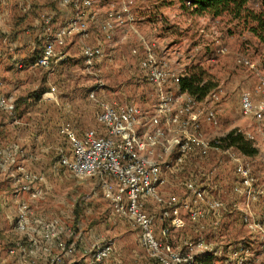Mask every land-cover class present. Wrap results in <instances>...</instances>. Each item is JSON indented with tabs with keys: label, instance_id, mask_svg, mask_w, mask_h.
Returning <instances> with one entry per match:
<instances>
[{
	"label": "rangeland",
	"instance_id": "1",
	"mask_svg": "<svg viewBox=\"0 0 264 264\" xmlns=\"http://www.w3.org/2000/svg\"><path fill=\"white\" fill-rule=\"evenodd\" d=\"M41 1L48 3L44 12L37 10L38 0H24L22 7L27 6V12L16 15L14 11L13 14L17 16L14 20H11L12 17L6 23L0 20V31H10L2 33L7 37H1V55L7 57L12 53L23 57L34 48L40 49L44 44V15H51V25L54 27L64 22L66 11L59 9L56 3L53 5L51 0ZM110 5L117 9L116 0H95L94 5L84 14L89 33L98 29L95 33L103 40L100 44L103 57L94 66L97 71L95 75L87 73L80 53L83 44L97 45L93 36L84 40L78 35H71L55 45L56 53L67 51L69 54L68 65L61 68V80L56 77L54 83L58 84V88H61V82L72 84L75 86L74 92H48L45 77L36 89L2 92L13 96L14 110L9 115L0 111V116H5L4 124H0V134L8 120L19 134L11 135L6 141H2L6 135H0V148L15 142L22 149L30 151L32 155L28 156L29 164L40 173L46 165L57 164L60 154H69V145L62 132L66 123L77 131L95 126L97 105L88 97V93L98 82L101 83V90L97 93L99 100L110 103L132 101L145 110H151L156 102L154 90L138 66L142 51L134 34H129L123 22L113 29L108 40H105L104 33L99 32V24ZM246 7L254 11L259 9L257 0H249ZM130 8L135 29L153 43L157 57L166 60L173 72L182 74L183 77L195 66L202 69L205 76L214 83L211 90L218 92V99L211 106L216 111L217 124H213L205 116L209 103L204 100L205 96L197 106L200 111L199 133L212 141L234 131L249 140L257 150L254 155H245L235 147L231 148L249 163L256 181L257 199L248 207L243 203V193L234 190V187L240 186V178L232 160L221 149H210L205 154H182L180 160H177L179 154L174 150L163 158L159 190L165 199L176 198L180 205L179 217L182 219L180 227H171L169 242L183 249L185 242L188 245L203 239L213 247L209 253L211 264H238L237 259L232 256L234 251H238V258L243 259L242 264H264V138L257 133L251 117H244L240 108L242 91H251L255 98L258 96V73L264 76V31L261 40L251 31L254 23L244 16H212L194 11L191 4L183 6L178 0H131ZM91 14L93 17L89 18ZM120 18L125 19L122 14ZM13 30H17L14 37L11 36ZM12 41L13 44H9ZM133 47L137 49L136 54L131 52ZM219 47H224L225 52L217 53ZM240 56L247 58L253 67L237 62ZM2 66L1 61L0 68ZM26 69L28 72L31 70ZM30 83L33 84V80ZM170 90H174V87H170ZM56 95L62 98L63 104L67 96L72 99L75 105L72 111L67 106L63 107L60 102L57 104ZM28 98L31 99L30 102H27ZM40 98L42 100L38 102ZM30 112H34V117L40 119L29 124ZM65 172L71 177L68 179L74 182L75 199L72 204L69 198L68 206L71 212L68 214L65 211V198L61 202L45 201L46 206L54 208L56 213L49 212L44 218L32 215L28 222V235L15 230V213L7 218L0 216V264H40L42 256L39 249L29 251L26 248L21 251L15 243L28 247L29 237L38 238L39 222L52 220L70 227L71 236L64 238L75 244V250L71 254H61L62 257L56 264H62L61 261L67 256L73 259L69 264H81L82 259L73 258L82 254L78 252L79 247L81 250L85 249L86 255L91 259V250L103 239L113 243V251L103 262H93L91 259V264H152L138 244V234L133 225L127 219L111 213L110 201L101 195L100 178L80 180ZM59 174L56 188L60 192V183L67 180L62 177V171ZM190 182L193 184L191 188L187 186ZM62 193L65 194L64 190ZM212 200L219 201L220 207L211 209L209 202ZM185 202L188 207H183ZM190 208L201 212L204 217L192 219ZM57 210H61V214ZM168 210L163 204L147 202L145 205V211L160 239L166 238L160 234V230L169 224ZM163 212L167 214L163 216ZM245 215L248 217L247 221H244ZM9 247H16L15 253L10 254ZM44 259V264H51L47 254ZM70 259H65L64 262Z\"/></svg>",
	"mask_w": 264,
	"mask_h": 264
},
{
	"label": "built area",
	"instance_id": "2",
	"mask_svg": "<svg viewBox=\"0 0 264 264\" xmlns=\"http://www.w3.org/2000/svg\"><path fill=\"white\" fill-rule=\"evenodd\" d=\"M52 1H56L58 8L67 11L68 14L64 22L55 27L51 25V15L46 14L42 18L44 44L36 64L45 68L52 58L62 60L61 53L55 52L57 42L71 35H78L84 40L88 38V24L84 14L95 3V0ZM116 3L117 9L110 5L105 12L99 24V31L104 33L105 40H108L113 29L123 22L129 34H134L142 51L138 66L153 88L156 102L151 110H145L132 101L110 103L99 100L97 93L101 90V83L98 82L88 93V97L97 105L94 116L97 126L77 133L69 123H66L62 127V132L69 145V154H60L57 164L76 179L100 178L101 195L110 201L111 213L127 219L133 225L138 234V244L152 264H197L199 258L212 252L213 247L203 239L188 245L185 242L183 249L169 242L171 227H180L182 219L179 217L180 205L177 204L176 198L165 199L159 190L163 158L172 154L174 150L179 154L177 160H180L182 154L194 152L205 154L210 149H221L232 160L235 172L240 178V186L234 187V190L243 193L245 207L257 199L256 181L249 163L241 158L238 152L232 151L231 146L223 147L221 139L208 141L199 133L200 111L197 110V106L200 101L179 89L178 81L182 74L173 72L166 60L159 59L153 49V43L142 37L135 29L130 8L131 0H116ZM189 4L187 1L186 5ZM27 8L26 6L24 10ZM51 13L53 15V12ZM120 14L124 15V20L120 18ZM131 52L136 54L137 49L133 47ZM216 52L224 53L225 48L219 47ZM80 53L87 73L95 75L97 71L94 66L103 57L101 45L83 44ZM237 62L253 67L245 57H238ZM258 76L257 98L251 91H242L240 108L244 117H251L257 133L264 138V97L262 98L264 76L260 73ZM172 86L174 90H170ZM217 99L216 90H211L204 98L205 101H209L205 116L213 124H217V116L211 103ZM13 110V96L0 92V111L9 115ZM21 155L22 150L17 143L5 144L0 148V170L8 171L13 168L14 171L9 173L14 179L16 191L26 192L31 199H38L41 190L36 184L41 181L42 176L26 169L19 162ZM192 185L190 182L187 186L191 188ZM147 202L163 204L169 209V224L160 230V234L166 237L164 239L158 238L154 231L151 219L145 211ZM220 205L221 203L216 200L209 202L211 209H216ZM183 207H188V204L185 202ZM162 214L165 216L167 212ZM189 214L192 219L204 217V214L191 208ZM32 215L28 202L19 201L14 220L15 230L27 234L28 222ZM247 219L245 215L244 221ZM39 223L38 238H28L29 251L40 249V246L44 245L51 264H56L61 259V254H71L75 250L74 241L67 242L68 238H64L71 236L70 227L59 225L53 220ZM15 244L21 251H25L26 247L17 242ZM17 248L9 247L8 252L13 254ZM112 251L113 243L103 239L91 250V259L93 262H103ZM240 251L243 252L241 248ZM237 255L238 251L232 253L238 264H242L243 259Z\"/></svg>",
	"mask_w": 264,
	"mask_h": 264
},
{
	"label": "crops",
	"instance_id": "3",
	"mask_svg": "<svg viewBox=\"0 0 264 264\" xmlns=\"http://www.w3.org/2000/svg\"><path fill=\"white\" fill-rule=\"evenodd\" d=\"M52 1V0H51ZM39 4L37 6V10L39 11H46V9L48 8V6L46 7V4H48L47 2H43L41 0H38ZM24 4V0H0V20H3L5 23L7 21L8 18L12 17L11 20L15 17H17L16 15H20V13L22 14V12L24 10L25 7H22ZM43 4V6H41ZM52 4H55V1H52ZM29 6V5H28ZM50 7V6H49ZM22 10V11H21ZM16 12L17 14L14 15L13 12ZM65 11V10H64ZM67 11L65 12V18L67 16ZM14 15V16H13ZM93 14L90 15L89 18H92ZM19 21V20H17ZM16 21V22H17ZM20 25V24H18ZM17 25V26H18ZM11 30V29H10ZM42 30V29H41ZM98 29L92 31V33H89V39L93 36V39L96 40L97 44H101L103 43V40L98 38V35L95 33L97 32ZM19 31V30H18ZM10 31H5V30H1L0 31V44H1V37H3V39H5L7 36L6 35H2V33L6 34ZM17 32V30H13V33H11V36L14 37L15 33ZM100 32V31H99ZM43 33H44V29H43ZM9 35V34H8ZM42 35V33H41ZM40 35V36H41ZM45 36V34H44ZM101 36V35H100ZM11 37V38H12ZM44 42V39H43ZM9 44H13L9 43ZM31 52V51H29ZM27 53L25 55H23V57H20L18 54H12L9 53L8 56L6 57V55H1L0 53V62L2 61L3 66L2 68H0V92H13V91H19L21 92V90L23 89H28V90H33L36 89L38 87V84L42 81H44V77L47 81V85L49 86L48 88V92H59V91H66V92H74L75 90V86L72 84H68V83H63L61 82V88H58V84L56 85L54 83V80H56V77L58 79L61 78L60 72L62 71V66H67L68 65V61H67V55L69 54L67 51H65V53H61L62 55V60H57L56 58H52L50 60V63L48 65L47 68L45 67H41L39 65L36 64V62H32V63H27L24 64L25 62H27L30 59V53ZM65 60V62H64ZM62 61V62H61ZM29 68L31 70L26 69ZM89 74V73H88ZM94 75V74H92ZM25 80H28L27 82H25ZM33 80V84H31L30 82H32ZM61 80V79H60ZM21 81V82H19ZM24 83V84H23ZM65 84V85H63ZM100 92V90H99ZM6 93V94H7ZM56 94V93H55ZM56 100L55 102L57 104H60L64 107L67 106L68 110H70L69 108L72 109L75 107L73 100L68 98L67 96V100L66 102L63 104V101H61L62 98H59L58 95L55 96ZM42 98H44V96L42 95ZM42 98L38 99L37 101H41ZM68 100H72V101H68ZM31 99L28 98L27 102H30ZM31 118H28V122L33 123V121H37L40 119V117H34V112H30ZM79 115V113H78ZM4 114L2 115V117L0 116V124L3 125L4 124ZM2 120V121H1ZM6 120V119H5ZM27 120V119H26ZM6 125L4 126V129L1 131L2 134L0 135H6L5 140L3 139L2 141H6L8 140L11 135H18L19 133H17L16 131H14V129L12 128L9 120L5 121ZM95 123V120H94ZM96 123L95 126L96 127ZM1 128V126H0ZM86 129V128H85ZM6 130V131H5ZM75 130V129H74ZM84 129H82L81 131H77L75 130L77 133L82 132ZM1 142V141H0ZM4 143V142H3ZM22 155L19 157V162L21 164L24 165V167L28 170H31L35 173H38L42 176V179L39 183L36 184V186L41 190V195L38 199H31L29 197V195L26 192H17L15 189V184H14V179L11 176V173H9L10 171H14L13 168L9 169L8 171H3L0 170V216H5L10 217L11 214L15 213L16 214V209H17V204L19 201H25L28 202L31 211L34 210V212L32 211L33 215L39 216L44 218L46 216V214H48L49 212L53 214V212L56 210L49 208L50 206H46L47 204L45 203V201L48 202H57V201H62L63 198L66 199V207L67 209L65 210L68 214L71 212V210L69 211V198H70V203H74V182L71 179H68L70 176H67V174H65V169L62 166H58L57 164L54 165H46L45 168L42 169L41 173L35 169L36 167L31 166L29 163L30 161L28 160V156L29 154L32 155V153L30 151H27L26 149H22ZM40 156V155H38ZM36 157V155H35ZM62 171V177H65L64 179H66L67 181L65 183L61 182L60 185L62 186V191H58L57 190V183H58V179H60V174ZM14 173V172H13ZM71 178V177H70ZM70 181V182H69ZM57 187V188H56ZM65 192V194H63L62 192ZM47 202V203H48ZM59 210V209H58ZM57 210V211H58ZM63 210V209H62ZM59 214H61V210L58 211ZM64 212V211H63ZM61 218L63 217L62 215H60ZM27 248V246H25ZM80 247L78 248V252H82V254H79L78 256L75 255V259L78 258L82 259L80 260L81 264H91V259H89V257L86 255V252L84 251L85 249H80ZM40 254H41V259H40V264H44L45 262L43 260L45 257V250H44V245L40 246ZM67 260V262L65 263L64 260L65 259H69ZM72 257L67 256L66 258H64L61 262H63L62 264H69V262H71ZM19 262V261H16ZM13 264H18V263H13Z\"/></svg>",
	"mask_w": 264,
	"mask_h": 264
},
{
	"label": "trees",
	"instance_id": "4",
	"mask_svg": "<svg viewBox=\"0 0 264 264\" xmlns=\"http://www.w3.org/2000/svg\"><path fill=\"white\" fill-rule=\"evenodd\" d=\"M178 1L181 2L183 6H186V2L188 1L192 5L194 11L208 13L212 16H219L222 14L230 15L232 18H240L244 16L247 20L254 23V26L251 27V31L258 35L262 40V31H264V0H257L259 7L257 11L246 7L249 0ZM28 10L29 8H27L25 12ZM42 50L43 45L40 49L34 48L31 52H29L30 59L24 64L36 62L41 55ZM214 86V83L207 76H205V72L200 68H195V66L191 67L188 74L180 77L178 81L179 89L193 96L197 101L202 100L208 92L214 88ZM221 141L223 143V147H235L238 151L245 155H254L257 152L256 148L252 146L249 140L244 139L241 134L235 133L234 131H229L221 138ZM197 264H211V255L205 254L198 259Z\"/></svg>",
	"mask_w": 264,
	"mask_h": 264
}]
</instances>
